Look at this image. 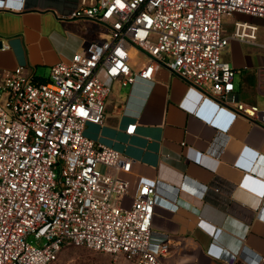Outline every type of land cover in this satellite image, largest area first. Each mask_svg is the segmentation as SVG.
<instances>
[{"label":"built area","instance_id":"obj_1","mask_svg":"<svg viewBox=\"0 0 264 264\" xmlns=\"http://www.w3.org/2000/svg\"><path fill=\"white\" fill-rule=\"evenodd\" d=\"M235 14L262 25L236 22L228 35L223 20ZM69 18L104 24L108 40L52 66L47 81L25 67L0 78V264H54L69 247L164 264L169 244L152 224L156 207L171 205L165 184L130 180L134 162L85 130L103 125L116 84L153 83L158 68L264 130V107L240 100L237 70L222 59L233 41L264 49V0H81ZM133 52L147 58L140 68Z\"/></svg>","mask_w":264,"mask_h":264},{"label":"crops","instance_id":"obj_2","mask_svg":"<svg viewBox=\"0 0 264 264\" xmlns=\"http://www.w3.org/2000/svg\"><path fill=\"white\" fill-rule=\"evenodd\" d=\"M80 2L0 0V78L4 71L25 67L27 75L47 81L50 76H39L38 69L69 63L87 48L83 36L107 41L104 24L69 18ZM236 22L262 25L235 14L225 19L224 32L231 35ZM246 46L231 42L222 59L237 70L236 87L250 82L244 101L260 105L264 62L250 68ZM122 89L114 86L103 125H88L85 135L131 159L130 180L165 184L161 196L171 205L159 204L152 224L154 237L169 244L163 263L229 264L228 252L239 257L237 264H264V130L206 100L166 68L157 69L153 83L127 87L125 97ZM202 109L213 117H202ZM131 124L137 130L129 136Z\"/></svg>","mask_w":264,"mask_h":264},{"label":"rangeland","instance_id":"obj_3","mask_svg":"<svg viewBox=\"0 0 264 264\" xmlns=\"http://www.w3.org/2000/svg\"><path fill=\"white\" fill-rule=\"evenodd\" d=\"M225 23V19L223 20V24ZM89 37L83 36L81 40L85 42V45L87 47L92 43L89 40ZM259 44H264V30L262 27H260L259 32ZM84 51V50H83ZM82 51V52H83ZM225 53V52H224ZM223 53V56L226 57V54ZM245 53H246V59L247 63L250 66V68L259 69L261 65L264 62V49L255 47V46H249L245 47ZM133 58V65L134 67L141 65L146 62L147 58L143 56L140 52H133L132 53ZM39 76L43 77H49L50 76V70L47 68H39L38 69ZM244 74L242 76L245 75ZM241 76H238L236 83L238 84L240 82ZM250 82L247 81L246 84H243V87H239L237 85L236 89L237 92L240 93L242 101H244L245 94L251 93V88L247 87L249 86ZM250 90V91H249ZM128 89L124 88L121 90V96L125 97L128 94ZM245 102V101H244ZM260 105H264V101H260ZM54 264H133L123 258L121 259H115L113 256L101 252H95L92 250H88L86 248H73L69 247L64 249L61 254L59 255L58 260Z\"/></svg>","mask_w":264,"mask_h":264},{"label":"water","instance_id":"obj_4","mask_svg":"<svg viewBox=\"0 0 264 264\" xmlns=\"http://www.w3.org/2000/svg\"><path fill=\"white\" fill-rule=\"evenodd\" d=\"M212 107H214V110H217V106L212 105ZM200 115L208 120H210L213 117V113H207L205 109H202L200 111ZM255 170V169H254ZM256 171V170H255Z\"/></svg>","mask_w":264,"mask_h":264},{"label":"trees","instance_id":"obj_5","mask_svg":"<svg viewBox=\"0 0 264 264\" xmlns=\"http://www.w3.org/2000/svg\"><path fill=\"white\" fill-rule=\"evenodd\" d=\"M252 104V103H251Z\"/></svg>","mask_w":264,"mask_h":264}]
</instances>
